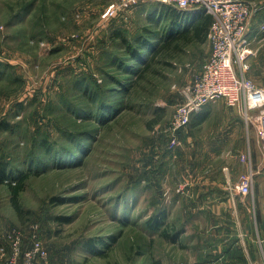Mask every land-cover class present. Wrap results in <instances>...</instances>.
I'll use <instances>...</instances> for the list:
<instances>
[{"label":"rangeland","instance_id":"1","mask_svg":"<svg viewBox=\"0 0 264 264\" xmlns=\"http://www.w3.org/2000/svg\"><path fill=\"white\" fill-rule=\"evenodd\" d=\"M113 1L0 0V161L10 164L12 180L31 173L19 197L21 214L8 186L0 187V264L14 232L29 238L34 226L50 264H264L255 193L244 197L228 186L231 203L222 199L226 209L218 212V175L226 160H240L237 133L248 140L255 127L219 100L203 110L204 123L193 118L174 150L167 146L181 90L208 59L209 39L171 45L147 74L133 76L114 118L79 124L92 129L82 142L85 153L53 160L62 146L75 145L64 130L77 127L68 104L86 103L79 82L92 76L110 84L112 60L127 54L123 40L134 42L149 28L161 33L160 41L172 26L163 14L171 6L155 2L104 22L101 13ZM249 1L259 12L248 35V76L264 88V0ZM155 12L161 15L152 20ZM161 214L164 226L148 228ZM175 232L177 242L163 236ZM93 243L103 255L90 251Z\"/></svg>","mask_w":264,"mask_h":264},{"label":"built area","instance_id":"2","mask_svg":"<svg viewBox=\"0 0 264 264\" xmlns=\"http://www.w3.org/2000/svg\"><path fill=\"white\" fill-rule=\"evenodd\" d=\"M153 2L180 12H204L214 18L208 36L211 53L192 82L181 90L183 101L177 105L168 128V148L174 150L179 145L180 132L195 114L219 100L238 109L247 123L255 127L264 145V88L248 76L253 52L248 46V35L256 23L258 6L249 0H114L103 10L101 19L110 22L120 15L126 18L137 6ZM259 27L264 30V20ZM241 161L249 171L241 175L232 189L246 197L253 191L254 174L247 153L241 155ZM3 264H50L49 251L36 226L29 238L20 230L14 232L9 256Z\"/></svg>","mask_w":264,"mask_h":264},{"label":"trees","instance_id":"3","mask_svg":"<svg viewBox=\"0 0 264 264\" xmlns=\"http://www.w3.org/2000/svg\"><path fill=\"white\" fill-rule=\"evenodd\" d=\"M165 9L164 11L166 12H163V14L166 13V17L169 23L172 24V26L170 25V29L167 28V32L163 33L164 37L161 38L160 41L158 36L161 33H159V31L154 32L149 28H145L143 30L144 32H142L141 35L137 36L134 42H130L127 39L123 40L127 44V54L118 56V60H112V62L114 63L112 67H114L116 72L110 73L106 71L107 77L105 79L106 81L110 82V84L104 85L98 82V80H96L92 76L85 78L81 82H79V87L81 90H83L82 97H84L86 103L68 104L69 109L72 110L75 115L74 119L77 127H74V129H76L74 132L70 130H64V133L67 134L70 139H73L76 142L75 145H72V147L62 146V148L64 149H61L62 151H60V153H55L53 155V160L56 163H62L64 160L63 158L73 159V157H76V155L85 153L86 147L83 146L82 142L85 137L89 136V133L92 129H87L79 124H85V121H92L94 122V124H96V126H102L107 123L106 119L104 118H109L110 116H113L112 118H114L118 109L122 105V100L125 93L130 94L128 86L129 83L132 82L131 80L133 76L138 78L142 75L147 74L151 70L153 64H155L156 59L159 58V56L166 49L174 44L176 48H178L180 47L181 43H205L208 40L210 28L214 20L212 15L201 12L195 17L188 18V15H184L185 13H181L180 11H177V9H173V7H166ZM159 12L153 13L151 19L156 20V17L162 14V11L160 12L161 14ZM124 18V16L120 15L112 19L111 21ZM162 18H165V15ZM155 40L159 41L158 45L154 42ZM159 45L160 47H158ZM147 54H150L149 61H147L145 58ZM0 66L2 67L3 65L0 63ZM6 66L12 67V65L9 64ZM1 67L0 75L3 74ZM9 75L10 74H8L7 76L9 77ZM207 117L208 113H206L203 118L196 117V123H203L207 119ZM8 125L9 123L3 124L4 127H7ZM183 131L184 129L180 132V135ZM63 151H67V153ZM61 153L64 157H62ZM68 163L72 164L71 162ZM11 174L12 170L10 169V164L3 160L0 161V187L8 186L11 193L13 207L17 211V213L21 214L23 211L19 202V197L25 190V184L29 180L31 173H23L19 178H17L18 180H12L13 177L11 176ZM163 220V214L152 216L147 221V227L150 229L152 228L155 231H159L162 226H164ZM179 235V232H175V235L170 236L167 233L163 234V236H165L172 242H177ZM89 244L90 243H88V245ZM90 251H92L96 255L104 254L103 251L96 249L94 243L91 244ZM153 264L162 263L160 261H154Z\"/></svg>","mask_w":264,"mask_h":264},{"label":"crops","instance_id":"4","mask_svg":"<svg viewBox=\"0 0 264 264\" xmlns=\"http://www.w3.org/2000/svg\"><path fill=\"white\" fill-rule=\"evenodd\" d=\"M202 111L195 114L194 118L196 117L203 118L206 115V113ZM245 124L243 123V126ZM235 125H237V123ZM247 128L248 127L246 124V129ZM235 131H238V128H236ZM237 134L238 137L241 138V143H243V146L240 149H238V151L240 152L239 155L240 160L235 161L233 160V158L226 160L223 165L224 166L223 173L218 175V212H220L221 209L225 208L223 202H220L222 199L228 198L227 202L231 203L230 201L231 199H229V194H227L226 191L228 186L230 185L235 186L239 182L241 175L249 171L248 165H246L241 161V155L243 153H247L250 156V160L252 164L251 165L252 172L254 174L253 192L256 195L255 206L253 209L254 220L260 226L261 231L264 232V145L260 143L256 129L252 131L250 136H248L249 137L248 140L246 138V132L244 133V135L242 133V136H240L239 133ZM232 153H233L232 150L228 152L230 156ZM208 170L210 171V168H208Z\"/></svg>","mask_w":264,"mask_h":264}]
</instances>
